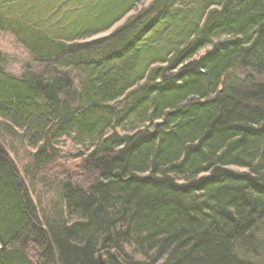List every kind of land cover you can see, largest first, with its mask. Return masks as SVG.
<instances>
[{
	"label": "trees",
	"instance_id": "obj_1",
	"mask_svg": "<svg viewBox=\"0 0 264 264\" xmlns=\"http://www.w3.org/2000/svg\"><path fill=\"white\" fill-rule=\"evenodd\" d=\"M69 1L0 0V264H264V0Z\"/></svg>",
	"mask_w": 264,
	"mask_h": 264
},
{
	"label": "rangeland",
	"instance_id": "obj_2",
	"mask_svg": "<svg viewBox=\"0 0 264 264\" xmlns=\"http://www.w3.org/2000/svg\"><path fill=\"white\" fill-rule=\"evenodd\" d=\"M153 0H141L136 7H134V9H132L131 11H129L127 14H125V16H123V18H121L117 23H115V25L110 28L107 31H104L98 35H95L94 37H100V36H104L107 35L109 33H111L113 30H115L116 28L120 27L122 24H124L129 17L137 14L140 10H142L143 8L147 7L150 5V3ZM70 1L69 0H58V3L56 4V6H54V8L52 9L54 12L51 13L49 15V22H54L56 19H58L59 17H62V13L65 9H67V7L70 6ZM26 7H31V3H28L27 5H25ZM56 7V8H55ZM58 15V16H57ZM10 19H12V16L10 14L9 16ZM48 21V20H46ZM11 37L10 35H7L5 33L2 34V36L0 37V49L5 51L9 56L12 57V65L11 67L14 68L15 70H19L20 67L22 66V60H21V53H19V51L16 49V45L13 41H11Z\"/></svg>",
	"mask_w": 264,
	"mask_h": 264
},
{
	"label": "water",
	"instance_id": "obj_3",
	"mask_svg": "<svg viewBox=\"0 0 264 264\" xmlns=\"http://www.w3.org/2000/svg\"><path fill=\"white\" fill-rule=\"evenodd\" d=\"M101 263H102V261H101Z\"/></svg>",
	"mask_w": 264,
	"mask_h": 264
}]
</instances>
